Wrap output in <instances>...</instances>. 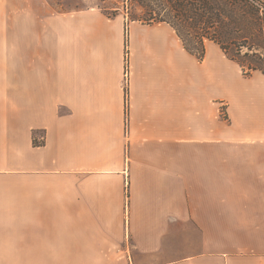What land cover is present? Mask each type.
Wrapping results in <instances>:
<instances>
[{
    "label": "crops",
    "instance_id": "1",
    "mask_svg": "<svg viewBox=\"0 0 264 264\" xmlns=\"http://www.w3.org/2000/svg\"><path fill=\"white\" fill-rule=\"evenodd\" d=\"M0 262L264 264V74L0 0Z\"/></svg>",
    "mask_w": 264,
    "mask_h": 264
},
{
    "label": "rangeland",
    "instance_id": "2",
    "mask_svg": "<svg viewBox=\"0 0 264 264\" xmlns=\"http://www.w3.org/2000/svg\"><path fill=\"white\" fill-rule=\"evenodd\" d=\"M45 1L49 6L50 15L97 9L104 16L115 14L110 18L105 16L108 19L118 15L123 16L126 25L133 20L151 23V20L163 19L174 24L185 39L186 45L194 50L200 49L195 33L197 32L198 35L206 31L212 33L214 30L209 29V26L214 25L216 35L226 43L223 46L227 48L230 55L237 56L234 44L241 46V56L249 51L247 47H251L253 49L251 51L264 53V0ZM101 8L108 10L102 12ZM194 8L200 16L194 15ZM251 51L249 53H252ZM3 259H8V254H5Z\"/></svg>",
    "mask_w": 264,
    "mask_h": 264
},
{
    "label": "trees",
    "instance_id": "3",
    "mask_svg": "<svg viewBox=\"0 0 264 264\" xmlns=\"http://www.w3.org/2000/svg\"><path fill=\"white\" fill-rule=\"evenodd\" d=\"M105 10H108V9L101 8L102 12L105 11ZM193 12H194V15L196 17L200 16V15H198L196 8L193 9ZM114 15H115L114 13L111 14V15L105 14V16L108 17V18H110L111 16H114ZM217 18H218V16H217ZM151 22H167V23H169L175 29L178 37L181 39V41H182V43H183V45L185 47V49L188 52L194 54L200 60L203 58V55H204V40H210V41H213V42L217 43L221 47V49L224 51V53L227 56V58L232 60V61H234L235 63H237L242 68L244 74L249 75L253 71H259L262 74H264V53H257V51L256 52L255 51H251L253 49H251V47H247V49L249 51H251L252 53H249V51H248L246 53H243V55L241 56V46H236L234 44V46L236 47L235 51H236L237 56L230 55L228 53V51H227V48L223 46L226 43H224L221 40V38L216 35V28L214 27V25H210L209 26V29L214 30L212 33H207V31L204 34H202V35H198L197 32L195 33V37L198 38V42L197 43L200 44V49L199 50H194V49L189 48L186 45L185 39L180 34V32L176 29L175 25L172 24L171 22L163 20V19H161V20H151ZM33 144H34V146H40V145L43 144V141L37 142L35 139H33Z\"/></svg>",
    "mask_w": 264,
    "mask_h": 264
}]
</instances>
